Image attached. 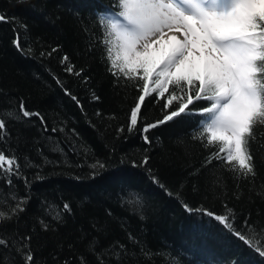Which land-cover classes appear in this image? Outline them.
Returning a JSON list of instances; mask_svg holds the SVG:
<instances>
[{"label": "trees", "instance_id": "16d2710c", "mask_svg": "<svg viewBox=\"0 0 264 264\" xmlns=\"http://www.w3.org/2000/svg\"><path fill=\"white\" fill-rule=\"evenodd\" d=\"M119 10L118 0H0V151L20 165L0 174L10 217L0 264L28 252L33 264H264V124L246 178L213 158L219 142L199 138L208 101L161 124L180 101L165 107L168 93L150 92L131 126L142 82L109 71L101 24ZM21 101L39 115L23 117Z\"/></svg>", "mask_w": 264, "mask_h": 264}, {"label": "snow or ice", "instance_id": "6c2138e0", "mask_svg": "<svg viewBox=\"0 0 264 264\" xmlns=\"http://www.w3.org/2000/svg\"><path fill=\"white\" fill-rule=\"evenodd\" d=\"M118 7L119 12L104 17L101 24H107L104 43L108 45L109 71L117 79L122 75L142 82L139 102L131 110V126L137 124L150 92L161 97L168 93L165 107L180 101L176 110L158 122L161 124L190 111L194 101H208L209 106L201 109L204 118L199 138L206 139V147L219 142L213 158L229 165V170L245 178L254 176L248 145L256 125L264 124V0H118ZM5 19L0 15V21ZM16 46L20 47L18 40ZM66 71L73 73L74 69L69 65ZM19 111L25 118L39 115L27 111L23 101ZM157 126L147 125L144 131ZM5 128L6 122L0 118V136ZM145 141L149 142L147 137ZM19 169L15 156L0 151V174L10 178ZM135 200L140 202L138 196ZM17 208L24 210L19 204ZM0 219L10 217L0 212ZM215 219L232 229L228 217ZM234 235L251 245L243 234ZM257 251L264 257V250ZM25 264H33L31 252L26 254Z\"/></svg>", "mask_w": 264, "mask_h": 264}, {"label": "bare ground", "instance_id": "6f19581e", "mask_svg": "<svg viewBox=\"0 0 264 264\" xmlns=\"http://www.w3.org/2000/svg\"><path fill=\"white\" fill-rule=\"evenodd\" d=\"M14 46L17 47V46H16V42L14 43Z\"/></svg>", "mask_w": 264, "mask_h": 264}, {"label": "rangeland", "instance_id": "374dc122", "mask_svg": "<svg viewBox=\"0 0 264 264\" xmlns=\"http://www.w3.org/2000/svg\"><path fill=\"white\" fill-rule=\"evenodd\" d=\"M150 87H153V85H150Z\"/></svg>", "mask_w": 264, "mask_h": 264}]
</instances>
